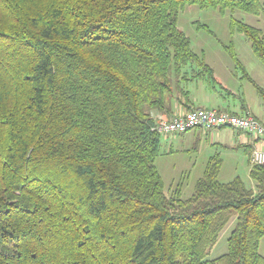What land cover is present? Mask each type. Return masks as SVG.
I'll return each instance as SVG.
<instances>
[{
    "label": "trees",
    "instance_id": "trees-1",
    "mask_svg": "<svg viewBox=\"0 0 264 264\" xmlns=\"http://www.w3.org/2000/svg\"><path fill=\"white\" fill-rule=\"evenodd\" d=\"M188 5L264 15L261 0H0V264H264L251 152L255 190L221 182L215 155L183 199L156 166L152 112L198 109L201 85L227 91L179 28ZM230 29L264 64L262 30ZM234 217L227 253L206 260Z\"/></svg>",
    "mask_w": 264,
    "mask_h": 264
},
{
    "label": "rangeland",
    "instance_id": "rangeland-1",
    "mask_svg": "<svg viewBox=\"0 0 264 264\" xmlns=\"http://www.w3.org/2000/svg\"><path fill=\"white\" fill-rule=\"evenodd\" d=\"M264 3V0H261ZM234 18L237 21L262 30L264 33V15H252L241 11H228L221 14L216 9H200L195 5H188L179 15V28L191 41V47L195 53L203 56L206 62L213 67L216 74L226 86L240 89V81L234 78L238 72L228 54L226 48L233 44L234 50L250 77L264 88V64L253 54L250 40L242 33H231L230 22ZM243 97L253 111L264 120V97L258 93L257 88L249 81L242 79ZM230 101L241 102L240 98H231ZM197 133V140L185 142L189 151L174 152L169 155L164 153L165 146L163 139L160 148V155L156 160V166L163 178L166 193L170 194L177 185H182V198L188 199L194 193L198 179L203 176L201 171L202 163H207L211 156L216 153L223 160L220 181L228 183L240 177L246 187L255 190V182L249 175V162L247 154L241 148H229L226 144L215 145L211 142L212 135L207 129L194 128ZM194 129L185 133L193 134ZM230 134L228 128H224ZM184 134V133H182ZM208 160V161H207ZM197 163L192 172L181 174L187 165ZM191 170V168H190ZM200 172V173H199ZM191 173V174H190ZM236 225V218H232L221 232L217 244L214 246L206 260H214L228 251V239ZM260 253L264 256V238L261 241Z\"/></svg>",
    "mask_w": 264,
    "mask_h": 264
},
{
    "label": "crops",
    "instance_id": "crops-1",
    "mask_svg": "<svg viewBox=\"0 0 264 264\" xmlns=\"http://www.w3.org/2000/svg\"><path fill=\"white\" fill-rule=\"evenodd\" d=\"M214 72H215V70H214ZM246 73L248 74V72H246ZM215 75H216V78L218 79V81L223 85V87L227 91L224 92V91L220 90V91H213V92L208 93V92H206L205 87L201 85L199 88L194 89L193 94H192L193 100L196 102L197 107L227 110V111H231V112L238 113V114L249 113V114H252L255 117H257L261 121V123L264 125V120L262 118H260L253 111L252 107L249 106V104L247 103V101L243 97L242 98L245 102L244 104H242V101L240 103L239 102L236 103V101L235 102L230 101L231 98H237V97L242 100L241 95H244V93L241 94V92H242L241 87L243 86L241 80L242 79L247 80L245 77H243V74L240 72H238V73L235 72L233 74L234 78L237 81H240V83H239L240 85H238V86H241L240 89H239V87L238 88L233 87V89H232L231 87L226 86V84L222 81V79H220L218 77L216 72H215ZM249 77H250V75H249ZM254 82L256 85H258V83H256V81H254ZM260 88H262L264 90L263 87H260ZM243 105L246 106L245 110L242 107ZM183 112H185V110H183L181 107H179L176 103L172 102L170 105V112L169 113H164L162 111L154 110L152 112V117L154 120L158 121L161 119H168L169 117H171L177 113H183ZM228 129H231V128H228ZM192 131H194L193 134H187V133L174 134V135L168 136L167 138H162L164 140L163 145L165 146L164 153L169 154V155L173 154L174 152H180V151L187 153L189 151V149H187L188 147H186L185 142H189V143L194 142L195 143V141L197 140L196 137L198 136L197 133L195 132V129ZM230 131H231L230 134H228V132L226 130H224V128L209 130V132L212 135L211 142L215 145L226 144L227 147L232 148V149L241 148V149H243V151L246 154H247V152H249V153L252 152V150L256 149V148L264 149V143L261 142L260 140L254 138V137H252V136H250V135H248L242 131H238L235 129H231ZM215 155H219V154L216 153ZM215 155H213V156H215ZM213 156H211L210 158H212ZM247 157H248V155H247ZM207 163L206 162L202 163V166L200 167L203 174H204V170H205ZM196 165H197V163H191L190 165H187L185 167L184 171L181 172V174H184L186 172L187 173L192 172V170L195 169ZM190 168H191V170H190ZM249 170H250V168H249ZM182 189H183V186L181 187V190Z\"/></svg>",
    "mask_w": 264,
    "mask_h": 264
},
{
    "label": "built area",
    "instance_id": "built-area-1",
    "mask_svg": "<svg viewBox=\"0 0 264 264\" xmlns=\"http://www.w3.org/2000/svg\"><path fill=\"white\" fill-rule=\"evenodd\" d=\"M199 127L207 130L231 128L242 131L264 143V125L252 114L236 115L215 109L198 108L177 113L168 119L156 121L153 130L157 131L162 138H167L170 135L182 134ZM250 163L264 165V149H253L250 154Z\"/></svg>",
    "mask_w": 264,
    "mask_h": 264
}]
</instances>
